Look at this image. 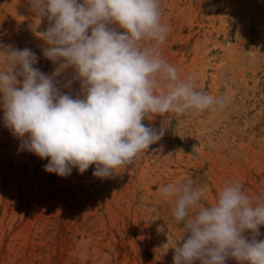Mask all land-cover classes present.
Masks as SVG:
<instances>
[{
  "label": "rangeland",
  "instance_id": "374dc122",
  "mask_svg": "<svg viewBox=\"0 0 264 264\" xmlns=\"http://www.w3.org/2000/svg\"><path fill=\"white\" fill-rule=\"evenodd\" d=\"M160 5L170 28L160 54L182 79L193 76L197 90L225 97V106L144 120L159 129L165 119L162 138L102 179L92 175L94 165L67 177L46 172V159L20 149L0 105V264H173L184 231L163 186L192 179L205 205L233 180L250 197L264 196V0ZM48 23L28 0H0V44L30 48L36 67L50 74L55 65L40 38ZM73 75L69 68L58 79ZM79 90V81L63 89ZM259 231L264 239V226Z\"/></svg>",
  "mask_w": 264,
  "mask_h": 264
},
{
  "label": "clouds",
  "instance_id": "9594fccd",
  "mask_svg": "<svg viewBox=\"0 0 264 264\" xmlns=\"http://www.w3.org/2000/svg\"><path fill=\"white\" fill-rule=\"evenodd\" d=\"M28 3L36 17L49 22L40 33L47 45L42 55L55 68L44 73L30 48L0 44V105L20 149L46 159V172L67 177L73 168L82 174L94 165V177L110 178L164 135L165 119L159 129L144 120L225 106V97L197 90L193 76L182 79L160 54L158 46L170 31L162 23L160 0ZM69 68L72 79L61 83L58 77ZM75 81L77 94L63 91ZM195 183L160 189L184 231L173 247V264H226L229 258L264 264V239H258L264 196L250 197L233 180L215 203L205 205Z\"/></svg>",
  "mask_w": 264,
  "mask_h": 264
}]
</instances>
